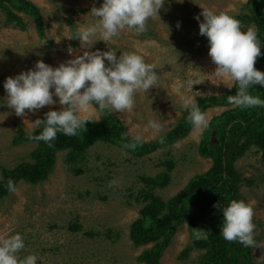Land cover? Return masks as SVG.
Listing matches in <instances>:
<instances>
[{"label": "rangeland", "instance_id": "rangeland-1", "mask_svg": "<svg viewBox=\"0 0 264 264\" xmlns=\"http://www.w3.org/2000/svg\"><path fill=\"white\" fill-rule=\"evenodd\" d=\"M29 1L38 8L43 20L42 35L32 15L20 12L24 25L20 27L6 21L0 9V180L2 169L31 161L30 152L36 148V142L14 143L19 129L32 132L38 129H33L32 124L37 118L42 119L49 110L62 109L54 95L56 104L36 112L26 109L24 116H17L6 104L4 83L8 77L35 70L38 60L55 68L85 51L114 49L117 57L122 52H135L146 63L157 65L154 69L158 75L157 86L148 92H137L135 107L130 113L97 114L100 119L116 118L130 136L139 133L149 142L175 126L185 111L182 98L191 97L196 101L198 97L216 96L230 90L223 82L213 84L208 79L193 84L192 88L187 83L205 78L216 68L208 55V38L199 32L202 7L238 17L242 30L256 31L246 18L247 0H183L182 3L165 0L158 16L147 22L148 31L144 34L125 29L109 44L97 40L87 47L79 39L68 36L78 27L97 22L90 12L93 6H102L103 0ZM263 63L259 61L258 65ZM105 65L108 66L107 60ZM228 107L209 106L204 113L210 121ZM149 120L162 124L158 133L147 127ZM200 138L201 134L191 129L183 138L141 156L103 141L93 143L84 157L74 162L68 159L66 150L57 151L45 179L37 183L20 179L15 183V193L0 197V237L19 233L25 248L18 255L23 258L34 254L37 264H142L139 255L153 243L135 247L129 238V229L146 203L143 192L151 190L167 202L193 176L207 171L211 159L199 154ZM234 165L242 175L238 201L252 205L255 213L256 245L250 247L251 261L264 264V162L260 151L252 146ZM162 172L169 177L165 185L153 186L146 182L147 178ZM113 180L117 184L109 186ZM196 231L186 221L176 226L161 252L159 264H199L203 250L193 247Z\"/></svg>", "mask_w": 264, "mask_h": 264}, {"label": "clouds", "instance_id": "clouds-1", "mask_svg": "<svg viewBox=\"0 0 264 264\" xmlns=\"http://www.w3.org/2000/svg\"><path fill=\"white\" fill-rule=\"evenodd\" d=\"M179 2L182 3L183 0ZM164 3L165 0H103L102 6H93L90 12L91 16L97 18V22L78 27L68 37L79 39L82 46L91 47L97 40L109 44L125 29L142 35L148 31L149 19L158 16ZM202 8L203 21L199 24V32L208 38V55L216 68L203 79L188 81L189 87L192 88L193 84L202 83L205 79L213 84L223 82L229 88L235 85L238 90L235 95L227 97L229 104L242 110L264 107V99L249 91L253 85H264V72L255 67L257 58L261 55V41L257 32L253 28L242 30L240 21L225 12L217 13ZM196 19L199 20L200 17L197 16ZM179 26L178 22L177 27ZM105 60L108 61V66L105 65ZM156 68V64L146 63L135 52H122L117 57L114 49L104 52L85 51L83 55H77L55 68L38 60L35 70L29 69L6 79V104L8 108L14 109L17 116L22 117L26 109L36 112L46 105L56 104L53 96L58 97L62 109L49 110L45 113V119L37 118L32 122L33 129L42 130L38 135L30 133L27 137L31 141H43L51 148L58 133L77 136L81 131L86 132V122L100 120L97 113L132 112L136 93L148 92L151 87L157 86ZM182 107L188 112L186 119L192 131L202 134L209 126V120L195 99L182 98ZM147 127L158 133L162 124L149 120ZM144 142L142 135L137 133L123 143L122 147L134 151ZM159 142L163 144L164 138L161 137ZM116 184L115 180L109 182V186ZM6 187L9 193L17 191L12 179H8ZM222 211L223 239L238 242L245 247L255 246L253 206L243 200L233 199ZM195 237L206 239L207 235L200 230L195 232ZM24 248V239L19 233L0 237V264H37V256L34 254L23 258L18 255Z\"/></svg>", "mask_w": 264, "mask_h": 264}, {"label": "trees", "instance_id": "trees-1", "mask_svg": "<svg viewBox=\"0 0 264 264\" xmlns=\"http://www.w3.org/2000/svg\"><path fill=\"white\" fill-rule=\"evenodd\" d=\"M248 14L246 18L255 26L260 39L261 55L255 63L256 69L264 72V0H247L245 4ZM0 9L4 11L6 21L24 27L20 12H26L35 19L39 35L43 34L44 23L38 8L29 0H0ZM238 19V17H236ZM239 20V19H238ZM238 88L233 85L229 91L216 96L198 97L196 103L202 112L209 106H226L227 97L235 95ZM250 93L264 99V85H253ZM231 107V106H230ZM215 115L209 121V126L201 134L198 144L199 154L211 159L209 169L193 176L182 191L167 202L154 195L151 190L143 192L146 203L139 210L129 229L132 244L142 246L153 243L150 249L144 250L138 257L142 264H159L162 250L167 246L169 237L176 226L186 221L192 228L206 233V239H194L193 247L203 250L199 264H253L250 257V247L238 242H228L221 235L223 224L222 209L233 200L239 198V184L242 175L236 169L234 161L246 150L255 146L264 162V107L240 109L232 107ZM188 112L185 110L175 126L159 136L157 140L144 142L136 150L124 149L123 143L131 136L123 125L110 116H105L98 122H86V132H79L77 136L57 134L54 146L49 148L43 141L27 139L31 133L38 135L41 128L32 132L19 129L14 143L36 142V148L30 152L31 161L18 163L11 169H2L0 180V197L8 193L6 184L8 179L14 183L23 179L37 183L47 176L57 151L66 150L67 157L72 162L84 157L87 148L97 141L115 144L135 156H141L171 144L188 134L192 129L187 121ZM45 119V114L43 118ZM212 133H214L211 139ZM127 134V137H125ZM164 138V143L159 142ZM171 164L167 165V169ZM165 172L147 178L146 182L153 186H163L168 182ZM219 205V207H214Z\"/></svg>", "mask_w": 264, "mask_h": 264}, {"label": "water", "instance_id": "water-1", "mask_svg": "<svg viewBox=\"0 0 264 264\" xmlns=\"http://www.w3.org/2000/svg\"><path fill=\"white\" fill-rule=\"evenodd\" d=\"M213 136H214V133H212L211 139L213 138Z\"/></svg>", "mask_w": 264, "mask_h": 264}]
</instances>
